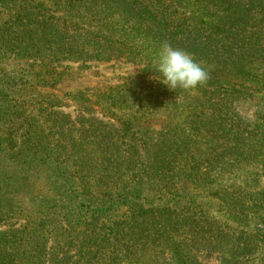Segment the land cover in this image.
<instances>
[{"label":"trees","instance_id":"16d2710c","mask_svg":"<svg viewBox=\"0 0 264 264\" xmlns=\"http://www.w3.org/2000/svg\"><path fill=\"white\" fill-rule=\"evenodd\" d=\"M165 40L204 85L156 80ZM12 57L30 65L21 76ZM120 58L142 68L98 98L107 120L83 93L74 116L41 92L64 62ZM204 253L264 264V0H0V264Z\"/></svg>","mask_w":264,"mask_h":264},{"label":"rangeland","instance_id":"374dc122","mask_svg":"<svg viewBox=\"0 0 264 264\" xmlns=\"http://www.w3.org/2000/svg\"><path fill=\"white\" fill-rule=\"evenodd\" d=\"M7 72L22 75L21 71H26L30 67L29 63L9 58L4 62ZM58 72L61 73V82L55 88L42 89L44 95L58 101L65 112L74 116L81 114V106L70 99L71 95L83 93L88 100L94 103L92 112L97 117L108 119L106 114L109 111L100 106L98 98L107 93L111 88L121 86L134 77L140 75L142 65L127 61L125 58L113 60L111 62L74 63L64 62L59 65ZM25 74V73H24ZM39 92V91H38ZM58 103V104H59ZM161 117L152 118L149 127L158 130L161 126ZM208 201V200H207ZM209 202V201H208ZM214 215L226 219L223 213H219L217 202H209ZM202 264H218L216 256L204 253L200 256Z\"/></svg>","mask_w":264,"mask_h":264},{"label":"clouds","instance_id":"9594fccd","mask_svg":"<svg viewBox=\"0 0 264 264\" xmlns=\"http://www.w3.org/2000/svg\"><path fill=\"white\" fill-rule=\"evenodd\" d=\"M160 54L155 70L159 74L160 83L169 90L185 91L204 85L209 73L194 59L187 50L174 47L168 41H162Z\"/></svg>","mask_w":264,"mask_h":264}]
</instances>
